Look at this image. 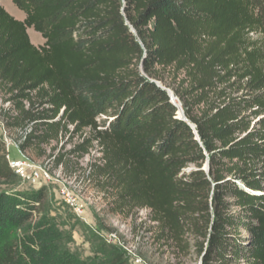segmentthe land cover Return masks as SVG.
Returning a JSON list of instances; mask_svg holds the SVG:
<instances>
[{"label": "trees", "instance_id": "trees-1", "mask_svg": "<svg viewBox=\"0 0 264 264\" xmlns=\"http://www.w3.org/2000/svg\"><path fill=\"white\" fill-rule=\"evenodd\" d=\"M12 1L25 17L0 4V86L8 127L33 123L22 147L97 142L114 211L149 209L175 245L202 236L203 264H264V0ZM168 68L185 116L158 84ZM7 156L0 138L3 179ZM42 201L0 192V264H29L10 232Z\"/></svg>", "mask_w": 264, "mask_h": 264}, {"label": "rangeland", "instance_id": "rangeland-1", "mask_svg": "<svg viewBox=\"0 0 264 264\" xmlns=\"http://www.w3.org/2000/svg\"><path fill=\"white\" fill-rule=\"evenodd\" d=\"M0 4L15 18L24 19L25 11L16 7L12 0H0ZM28 32L36 46L44 43L41 34L34 29ZM159 72L165 80L159 84L176 98L185 74H178L171 68ZM210 94L212 98V91ZM7 98L0 86V127L8 131L11 156L38 167L47 166L53 176L52 182L41 187L40 210L31 220L10 232V239L17 242L29 264H203L201 246L204 242L207 244V239L189 232L181 246L175 245L160 239V227L152 220L149 209L121 214L113 210L115 189L107 187L105 178L99 174L104 161L97 142L84 155L70 153L83 141L80 134H62L58 142H35L23 148L22 129L7 125L8 119L16 115L10 112L13 104ZM182 107L183 104L181 112L185 116ZM2 133L0 128V137ZM207 159L206 169L209 170V155ZM62 180L67 181L69 190L77 196L76 202L83 205L82 210H76L65 198ZM36 188L39 187L22 175L0 178V192H25Z\"/></svg>", "mask_w": 264, "mask_h": 264}, {"label": "built area", "instance_id": "built-area-1", "mask_svg": "<svg viewBox=\"0 0 264 264\" xmlns=\"http://www.w3.org/2000/svg\"><path fill=\"white\" fill-rule=\"evenodd\" d=\"M181 107V102L175 98ZM2 129V137H0L6 144V148L8 151V160L11 168L17 175H22L27 178L35 187H42L43 185H47L53 181V176L49 171V167H38L34 164L27 162L24 159H15L10 154V142L8 139V131L4 127H0ZM33 132V123L28 125L25 129L21 130V141L25 142L29 134ZM60 182V181H59ZM62 185V193L68 201H71L72 205L76 210H82L84 207L82 204L77 203V196L72 193V191L68 188L67 181L60 182Z\"/></svg>", "mask_w": 264, "mask_h": 264}, {"label": "water", "instance_id": "water-1", "mask_svg": "<svg viewBox=\"0 0 264 264\" xmlns=\"http://www.w3.org/2000/svg\"><path fill=\"white\" fill-rule=\"evenodd\" d=\"M134 30V29H133ZM135 31V30H134ZM159 84V83H158ZM172 94V93H171ZM174 96V93L172 94ZM207 172L209 173V170H207Z\"/></svg>", "mask_w": 264, "mask_h": 264}]
</instances>
